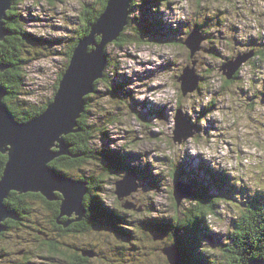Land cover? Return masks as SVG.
I'll return each mask as SVG.
<instances>
[{"label":"rangeland","instance_id":"rangeland-1","mask_svg":"<svg viewBox=\"0 0 264 264\" xmlns=\"http://www.w3.org/2000/svg\"><path fill=\"white\" fill-rule=\"evenodd\" d=\"M84 1L91 0L17 1L12 15L18 17L23 35L15 51L18 59L13 71L18 76L17 82L8 83L14 90L11 104H22L21 109L42 105L46 108L52 100L59 76L67 68L66 50L75 42L80 24L77 17ZM130 3L127 26L118 31L121 33L124 28L125 37L121 42L112 39L105 45V55L111 59L106 77L115 76L107 83H96L95 91L88 94L89 108L83 120L95 129L91 143L97 153L116 149L114 153L123 156H118L120 164L126 161L136 167L140 185L124 197V202L130 200L135 209L138 205L143 208L134 211L121 207L124 198L117 199L115 183L127 171L122 169L124 172L118 173L108 166V158L95 155L85 164L71 168L68 176L55 167L53 170L67 180L85 181L87 187L96 180L98 187L93 189L104 197L103 203L126 212L120 226L133 229V240L120 231L113 234L111 227L95 217L98 225L79 226L85 211L80 215L73 209L70 214L56 217L44 204L37 206L32 200L34 212L19 216L4 201L16 217L9 219L12 225L9 229L5 227L0 232V264H171L164 252L167 239H154L156 232L149 218L174 221L175 210L181 214L184 204L192 208L198 197L212 200L210 206L215 214L204 219L212 231L209 239L221 244L220 249L206 248L219 254L215 264H230L232 248L236 246L234 233L240 235L243 232L240 226L248 220L254 225L256 215L264 217V0H131ZM159 30L170 39L150 33ZM190 37L197 47L193 52L186 45ZM96 48L90 43L86 53ZM252 51L256 54H250ZM240 58L243 61L234 69L233 79V63ZM230 59L233 63L225 67ZM117 83L121 86H116ZM178 117L187 130L176 137ZM70 135L76 137L75 132ZM174 169L188 173L184 177L189 183L202 187L206 194H199L193 185L190 192L183 184L188 196L181 201L171 199L170 192L177 182L172 176ZM80 172L91 179L78 180L73 176ZM224 174L231 177V183ZM125 181L123 186L131 189L133 185L130 187L129 180ZM56 193L63 197L58 190ZM172 200L180 205L174 208ZM243 204L251 209H244ZM260 242V255H245L241 264L252 259L264 261V237ZM118 248L123 253H115ZM248 250V254L254 251L251 246ZM195 256L198 261L194 264H214L203 255L198 244Z\"/></svg>","mask_w":264,"mask_h":264},{"label":"water","instance_id":"water-1","mask_svg":"<svg viewBox=\"0 0 264 264\" xmlns=\"http://www.w3.org/2000/svg\"><path fill=\"white\" fill-rule=\"evenodd\" d=\"M13 1L0 0V40H4L5 36L10 34L5 26V19L6 11L11 8ZM130 1H107L105 9L91 25L90 33L77 43L52 100L38 116L23 122L16 120L3 101L6 91L0 85V152L7 155L0 177V232L5 230L6 226L3 223L7 219L16 217V214L10 211L4 203L10 191L40 193L48 200H54L57 199L55 191L58 190L63 195L60 204L62 215L70 214L73 209L80 215L84 214L83 200L87 193L85 182L70 181L57 176L49 163L61 155L70 154L65 136L79 131L76 128L77 120L84 112L86 104L84 97L95 91L94 81L102 77L106 65L104 47L108 41L115 40L120 33L119 29L125 26ZM95 34L101 36L99 42H96ZM90 43L97 48L87 54ZM186 45L191 48L192 52L194 48H197L193 44L192 37L187 39ZM237 60L234 63L233 60H229L224 64L225 67L232 63L235 64L231 74L243 61L241 58ZM3 69L4 66L0 65V70ZM181 79L183 80L182 77ZM182 91L185 93V90ZM179 121L178 117L174 131L176 137L180 134L179 130L184 132L187 130V127H183ZM127 179L133 183L131 189L123 186L122 182ZM138 186L137 176L134 172H129L123 175L122 180L116 181L114 193L122 199L134 192ZM188 188L191 189L190 186ZM186 190L183 184L177 182L175 188L177 200L181 201L183 197L188 196ZM128 202H124L123 206L129 209L134 208V205ZM162 237L163 233L156 235L154 239ZM175 245L177 246V244H172L166 247L164 252L171 264H182V255L177 254ZM248 264H264V261L252 259Z\"/></svg>","mask_w":264,"mask_h":264},{"label":"trees","instance_id":"trees-1","mask_svg":"<svg viewBox=\"0 0 264 264\" xmlns=\"http://www.w3.org/2000/svg\"><path fill=\"white\" fill-rule=\"evenodd\" d=\"M17 1L18 0L13 1L11 8L6 11L5 26L8 28L11 35H6L4 40L0 41V64L8 65V67L6 69H4V71L0 70V85L3 86L8 93L3 98V101L5 102L7 108L11 111V113L13 115H15L17 120L23 122V121H27L28 119L34 117L35 115H38V113H39L38 111H40L41 109H44L45 106L42 105L39 108H35L34 106H28V107L25 106V108L23 107V109H21L19 107V105H22V104H17L18 106L14 105L13 101L15 98H11V95L14 93V90L12 89L11 85L9 87L8 83L10 81H13V80L15 82H17L18 76L13 71V69L15 68V65H17V63L15 61H16V59H18L17 56L15 55V51H16V48H18L17 46L19 44V39L23 35L21 33L20 29H19V31L17 30L19 27L18 17L14 14L12 15V10L14 11L16 9ZM21 1H23V0H21ZM107 1L108 0H91V1H84L83 2L81 12H80V16L77 17L80 24H79L78 30L76 31L75 42L71 46H69L68 49L66 50L67 66H68L69 60H70V58L74 52V49L77 46V43L82 38L86 37L90 33L91 25L93 23H95V21L98 19L100 14L103 12V10L105 9V6L107 4ZM95 2H97L96 8H95ZM125 25H126V23H125ZM126 26H124V28ZM124 28H123V31H124ZM138 30L139 29H137V28L135 29L136 33H138ZM123 31H121V33L117 36V38L115 39L116 41L121 42L122 39L125 37V35H123ZM151 33L153 35L159 37V38L166 37V38L170 39V37L164 36L160 30L157 32L153 31ZM133 35H136L138 37V40H141V37L139 35H137V34H133ZM100 39H101L100 37H95L96 42H99ZM24 40H26V39H24ZM152 40H155V39L152 38ZM134 41H136V40L134 39ZM146 41L150 42L149 40H146ZM1 45H3V46H1ZM104 50H105V47H104ZM253 54L255 55L256 53H253ZM261 54L263 55V53H258L259 56ZM110 62H111V59L108 57V55H106V65H105L104 71L102 72V77L98 78L94 81V88H96L95 85L98 81H105L107 83L108 81H111V79L114 78L115 75H112L113 78H109V77L107 78L106 77L105 72H106V69L110 66ZM62 73H61V75H62ZM61 75L59 76L58 81L60 80ZM235 76H236V74L233 73V79L235 78ZM231 80H232V78H231ZM231 80L229 79V80H227V82H229ZM116 86H121V84L117 83ZM56 87H57V85L55 86V88ZM99 95H98V97H99ZM121 95H123V94H121ZM104 96L107 98L106 95H104ZM104 96H103V98H104ZM88 97H89V95L84 97L85 102H86V105H85L86 107H85L84 112L81 114V116L77 120L78 126L76 128H78L79 131L75 132L76 137L73 138L72 137L73 135L71 136L70 133L65 136L66 143L69 145V153L70 154L69 155H62L60 157L53 159L49 163L50 166L55 167V169H57L60 172L62 171L64 173V175H66V174L70 175V169L71 168H75L76 166L78 167L81 163L85 164L86 162H88L86 160H90L95 155H98L99 157H102L103 159H106V160L108 158V161L111 163L110 164L109 162H107L108 166H110L111 168H113L116 171L118 170L117 171L118 173L121 172L120 171L121 169H126L125 171H127V172L134 171L139 175V172L137 171L135 166L128 165L126 161L123 164H120L121 161L118 158V156H120V155H117V153H114L115 151L110 152L112 150H109V149L105 150L106 152H104V153L109 154L108 156H106L105 154H103V151L97 153V148L93 147L94 145L91 142L93 139V133H94L93 130H95V129L91 128V125L83 120V114L89 108V104L87 102ZM108 97H110V99L117 101L114 98V96L113 97L108 96ZM10 100H11V102H13L12 104H11ZM141 120L142 119H139V121H141ZM121 156H120V158H121ZM6 160H7V155L0 152V176H1V173L3 171ZM112 163L116 164L117 166H114ZM124 164L127 167H124ZM119 165H121V166H119ZM107 168H108V174H111L109 171V167H107ZM104 173L107 174V172H105V171H104ZM172 173L175 175L176 178L180 177V178L184 179L185 181L189 182L184 177V175L187 173H183V172L175 170V169H174V172H172ZM83 174H84L83 172H80L78 176H75V175H73V176L76 177L78 180L80 178H86L88 180L91 179L87 175L85 176V174L84 175ZM68 175H66V176H68ZM83 181H84V179H83ZM92 182H93L92 184L90 183V185H88V187H90V188H88L86 186L87 187V193L84 196V200H83L84 201L83 205L85 207V215L86 216L82 220V226L87 225L86 227H89V226H92V224L98 225V222H95V219L98 218L101 220V222H103L104 224H106L107 226L112 228L111 232L112 233L114 232L113 234L117 233V231H120V233H122L125 236L130 235L129 238H127V239L128 240L131 239L130 241H132L133 235H134V233L132 232L133 229H125L124 227L120 226L123 224L120 222V219L126 213V212H123L121 210V209H123L121 207H123L122 204L124 203V200H126V198H124L122 201H120L121 202L120 203L121 209H119L118 206H114L113 208H109L107 205H105L103 203L104 197L102 195L98 194L99 193L98 190L94 191V189H93V186L96 185V180L92 181ZM191 185H193V183ZM193 186H195V188L197 187L196 184ZM95 187H98V184ZM196 189L198 190L199 194H201L202 196H203V194H206V191H204L202 189V187H201V189L198 187ZM195 193L197 194V192H195ZM170 194H171V199H173V198L175 199L174 190H172L170 192ZM55 195L58 197V199L48 200L47 198H45L40 193L26 192V193L19 194L17 192L11 191L9 193L8 197L4 201L7 202L9 204V206L11 205V207H13L16 210V212L18 213L19 216L23 215L25 213H28L29 211H31V213H33L34 211H33L31 206H32L33 202H35V203H37V206H38V204H44L46 209L51 210L55 214L56 217H60L58 215L61 214V211H60V204H61L60 197H61V195L59 193H56ZM198 198L199 199H197V203L195 202L196 205H193V207L192 208L190 207V209H189L188 205L184 204L182 206V207H184V209H183V212L181 214H179V211L176 209L175 213H174V218H173L174 221H172V218H171L170 222H163L161 220L159 222L157 219H152V220L149 219V221L150 220L153 221L150 223L153 224L152 230L154 229L156 234H159L162 231L167 233V238H166L167 242H165L166 247H169L172 244H177V247L180 250V253L182 255V264H194L193 262L198 261L195 254H196L197 244H198V246H202V244H203L199 233H201V231L204 228L202 226L203 221H205L204 217L209 216V214H212V215L215 214L214 209L210 206L211 205L210 202L212 201L211 199L208 198V200H205L204 197H203V199L200 197H198ZM117 199L121 200L118 197H117ZM32 200H34V201L32 202ZM128 201H130V200H128ZM172 202H173L172 206L174 208L180 205V204L177 205L176 201L172 200ZM13 204H15V205H13ZM140 207L142 208V206L138 205V206H136V209H133V210L134 211H140V210H138V208H140ZM90 211L92 212V216L90 215ZM93 217H95V219ZM91 218L94 219L93 222L91 221ZM260 218H261V221H260ZM260 218L256 215L255 219L257 222L254 225L250 224L251 220H250V222L248 220L247 224L243 223V225L240 226V228L243 229V232L240 235H238L237 232L234 233L235 235H237V237L233 240L234 243H236V246L232 248L233 252H232V255L230 256V264H241L240 263L241 258H243L245 255L250 256V257H255V256L260 255L258 250H259V245L261 244L260 241L264 237V219H263L264 217L260 216ZM252 222H253V219H252ZM5 223H6L7 229H9L12 226L11 221L9 219L7 221H5ZM259 227H261V228H259ZM60 228H64V227H60ZM246 233L248 234V237L245 238ZM250 246L254 249V251L250 252V254H248L247 252H249L248 248ZM113 251H114V248H113ZM115 253H123V251H122V249L118 248V249H116ZM202 253L204 256L207 257L205 252H202ZM78 260L81 261L82 259L78 258ZM199 260L201 262L200 258H199ZM205 260L206 259H204V261ZM206 262L209 263L208 260H206ZM212 263H214V262H212ZM90 264H93V262Z\"/></svg>","mask_w":264,"mask_h":264},{"label":"bare ground","instance_id":"bare-ground-1","mask_svg":"<svg viewBox=\"0 0 264 264\" xmlns=\"http://www.w3.org/2000/svg\"><path fill=\"white\" fill-rule=\"evenodd\" d=\"M15 1V0H14ZM128 20V19H127ZM157 21V20H156ZM22 24V23H21ZM159 24V23H158ZM22 27V26H21ZM19 29V28H18ZM19 31V30H18ZM29 35V34H28ZM44 38V37H43ZM40 40V39H39ZM97 40V39H96ZM75 41V40H74ZM120 47V46H119ZM117 59V58H116ZM25 60V59H24ZM7 62V61H6ZM27 62H29V61H27ZM235 71V70H234ZM100 89V88H99ZM8 101V100H7ZM179 132L180 133H182L183 131L182 130H179ZM118 171V170H117ZM121 172H124L122 169L120 170ZM120 173V172H119ZM126 174V173H125ZM124 174V175H125ZM127 180H129V183L130 184H132L133 185V183L130 181V179H127ZM76 181V180H75ZM125 181H123L122 183H124ZM139 183V182H138ZM124 185V184H123ZM115 192V191H114ZM83 203H84V201H83ZM143 208V207H142ZM145 209V208H144ZM142 210V209H141ZM148 211V210H147ZM145 212V211H144ZM144 214V213H143ZM82 218V217H81ZM155 219V218H154ZM77 220V219H76ZM77 222V221H76ZM114 233V232H113ZM175 250H176V252H177V254H179L180 255V251H179V249H178V247L177 246H175Z\"/></svg>","mask_w":264,"mask_h":264},{"label":"flooded vegetation","instance_id":"flooded-vegetation-1","mask_svg":"<svg viewBox=\"0 0 264 264\" xmlns=\"http://www.w3.org/2000/svg\"><path fill=\"white\" fill-rule=\"evenodd\" d=\"M9 35H11V33L9 34ZM1 46H3V45H1ZM2 71H4V69L2 70ZM57 197V196H56ZM61 198V197H60ZM57 199H58V197H57ZM82 220H83V218H82ZM82 220L80 221L81 223L79 224L80 226H82Z\"/></svg>","mask_w":264,"mask_h":264}]
</instances>
